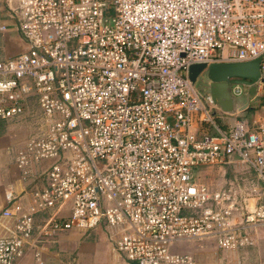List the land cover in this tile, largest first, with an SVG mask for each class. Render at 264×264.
Here are the masks:
<instances>
[{
	"label": "built area",
	"instance_id": "2783aa9c",
	"mask_svg": "<svg viewBox=\"0 0 264 264\" xmlns=\"http://www.w3.org/2000/svg\"><path fill=\"white\" fill-rule=\"evenodd\" d=\"M14 15L28 48L0 59V119L41 109L15 161L44 186L27 209L4 212L16 222L0 236V264L100 225L121 231L115 247L137 264H198L173 249L184 240L256 243L264 197L250 207L245 191L215 189L195 172L237 157L264 190V115L198 138L195 121L217 127L218 107L189 71L262 57L250 99L264 111V0H18ZM250 86L233 83L234 99Z\"/></svg>",
	"mask_w": 264,
	"mask_h": 264
},
{
	"label": "crops",
	"instance_id": "0c3cea01",
	"mask_svg": "<svg viewBox=\"0 0 264 264\" xmlns=\"http://www.w3.org/2000/svg\"><path fill=\"white\" fill-rule=\"evenodd\" d=\"M17 6L18 0H0V59L13 58L28 48L14 15V9ZM247 101L250 103V108L244 110L249 111L247 113L251 112L250 109L254 106H252L253 101L259 104L258 101H252L246 97L238 101L233 114L224 113L218 108L214 113L217 127L197 119L193 131L198 138H201L206 134H216L219 130L230 129L236 121L242 119L239 115L242 112L240 109ZM36 106L21 116L7 120L0 119V236L8 235L16 222V216L7 217L4 216V212L7 209L14 210L18 203L27 209L34 202L33 191L44 186L39 178L36 182L24 180L15 161L17 152L24 147L28 138L35 132L39 113L35 111ZM259 116L263 115L257 112L256 116L249 121ZM11 122L13 124L7 126V123ZM49 164V162L41 163L35 167V171L39 174L48 168ZM222 165L221 168L226 167L234 172L243 173L241 179L245 184L241 187L231 182L223 187L212 186L213 188L234 187L245 191L250 196L248 200L250 207L258 202L260 195L264 197L262 184L257 180L249 165L237 157H232ZM199 169L195 172L196 179ZM216 176L217 172L212 174V179L214 180ZM254 188L255 192H253ZM8 192L13 193V200H8ZM41 216L37 217V222H40ZM120 233L121 231L106 225H100L91 231L73 229L60 232L43 244L40 257L30 250L19 264H137L128 260L116 249L115 239L120 236ZM251 235L256 243L237 250L220 249L216 240L210 238L180 241L174 245L173 249L178 253L194 255L198 264H264V226L257 227Z\"/></svg>",
	"mask_w": 264,
	"mask_h": 264
},
{
	"label": "water",
	"instance_id": "95a60500",
	"mask_svg": "<svg viewBox=\"0 0 264 264\" xmlns=\"http://www.w3.org/2000/svg\"><path fill=\"white\" fill-rule=\"evenodd\" d=\"M261 60L262 57L245 62L222 61L210 64L196 63L190 67L189 79L195 86L202 85L204 91L211 95L214 104L222 112L233 114L236 111L239 100L246 99V97L250 99L256 95V83L261 76ZM235 77L242 79H234ZM235 82H243L251 85L248 89V94L239 99H234L231 93V87ZM255 103L253 101L252 106H256ZM248 108H250V103L247 101L241 107L240 111Z\"/></svg>",
	"mask_w": 264,
	"mask_h": 264
},
{
	"label": "rangeland",
	"instance_id": "374dc122",
	"mask_svg": "<svg viewBox=\"0 0 264 264\" xmlns=\"http://www.w3.org/2000/svg\"><path fill=\"white\" fill-rule=\"evenodd\" d=\"M261 100H262V98L258 97L257 101L259 103ZM255 105L256 106H254V107H252V109H250V111H251L250 113H247L249 111L240 112L239 113L240 117L249 121V120H252L256 116L257 112L258 113L260 112L261 115H264V111L261 110L260 104L257 103ZM35 111L36 112L39 111L37 116H39L41 114V109L39 108V106H36ZM220 122H222V121L220 120ZM10 124H13V122L7 123V126H10ZM227 125L228 124H226V126ZM12 129L15 130L14 127H12ZM221 165L222 164L200 167V169L198 170V175H197L198 182H204L211 187L212 186L223 187L227 184H230L231 182H232V184H235L236 186H241V187L245 184L244 181L241 179V176H243L242 175L243 173L234 172L230 168H226V167H225V169L221 168L220 167ZM252 171H254V170L252 169ZM216 172H217V176L213 180L212 174H214ZM253 173H255V171ZM195 175H196V173H195ZM255 175H256V173H255ZM220 189H223V188H220Z\"/></svg>",
	"mask_w": 264,
	"mask_h": 264
},
{
	"label": "flooded vegetation",
	"instance_id": "af4514ba",
	"mask_svg": "<svg viewBox=\"0 0 264 264\" xmlns=\"http://www.w3.org/2000/svg\"><path fill=\"white\" fill-rule=\"evenodd\" d=\"M198 88H199L201 91L205 92V91H204V87H203L202 85H199Z\"/></svg>",
	"mask_w": 264,
	"mask_h": 264
},
{
	"label": "trees",
	"instance_id": "16d2710c",
	"mask_svg": "<svg viewBox=\"0 0 264 264\" xmlns=\"http://www.w3.org/2000/svg\"><path fill=\"white\" fill-rule=\"evenodd\" d=\"M242 121H244V122H247V123H249L250 121H248V120H246V119H241Z\"/></svg>",
	"mask_w": 264,
	"mask_h": 264
}]
</instances>
